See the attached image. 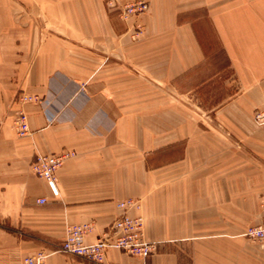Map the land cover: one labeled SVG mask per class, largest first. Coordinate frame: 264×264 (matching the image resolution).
Listing matches in <instances>:
<instances>
[{"label":"crops","instance_id":"obj_1","mask_svg":"<svg viewBox=\"0 0 264 264\" xmlns=\"http://www.w3.org/2000/svg\"><path fill=\"white\" fill-rule=\"evenodd\" d=\"M146 1L133 41L108 0H0V264L39 250L52 253L46 264H92L61 251L67 229L90 227L93 243L127 200L157 243L146 264H264V241L236 237L264 219V127L253 121L264 109V0ZM200 10L219 48L211 75ZM220 76L227 92L203 107L199 91ZM21 93L39 102L21 106ZM66 151L54 196L30 164Z\"/></svg>","mask_w":264,"mask_h":264},{"label":"built area","instance_id":"obj_2","mask_svg":"<svg viewBox=\"0 0 264 264\" xmlns=\"http://www.w3.org/2000/svg\"><path fill=\"white\" fill-rule=\"evenodd\" d=\"M147 9L148 4L146 1L137 0L122 7L121 16L125 18L138 16L146 12ZM33 102H39V98L25 93L17 96V103L21 106ZM253 121L259 127L264 126V109L254 113ZM14 128L19 136H23L28 132L27 115L22 109L17 112ZM73 155L74 153L70 151L57 155H36L30 164V169L34 175L43 179L50 192L57 196V171ZM38 203L43 204L45 200L40 199ZM135 204L133 200L119 202L117 207L122 210V214L93 243L85 241V236L90 227L86 225L70 226L60 245L61 251L66 254L81 256L92 262V264H104L106 251L114 249L128 256L139 258L142 260L141 264H146V260L156 252L157 243L145 239L143 221L140 217H132L126 213V210L134 207ZM246 234L257 239H263L264 223L249 228ZM51 254L45 250H39L35 254L27 256L23 260V264H46V259Z\"/></svg>","mask_w":264,"mask_h":264},{"label":"rangeland","instance_id":"obj_3","mask_svg":"<svg viewBox=\"0 0 264 264\" xmlns=\"http://www.w3.org/2000/svg\"><path fill=\"white\" fill-rule=\"evenodd\" d=\"M134 1H137V0H127V1L123 2L122 4H117L113 0H108V5L110 8L116 7L117 16L120 18V20H122L124 22H131L132 23L131 24V28H132L131 38L133 41H136V40H138V38L141 35V26L142 25L140 24V18L145 13H147V11L149 10V4L146 0H144L148 4V9L146 12H144L138 16L134 15V16H129L128 18L122 17L121 16L122 7H124L126 4H128L130 2H134ZM197 17H198L197 23H198L199 34L202 37L204 50H205L206 55H207L205 57V66H206L205 71H207V73L205 75H211V73L213 71V67L216 66V64H217L216 62H217L218 58H220V57H218L219 48L216 44V40H215V37L213 35V32L209 26L206 14L200 10L197 12ZM225 67H226V62H225ZM223 76H225V81H226V78L229 77V72L227 69L225 70V74ZM227 84L228 83H225V89L221 86V76L218 77V79H217V77H215L212 81H210V85H209V83H206L205 87L199 91V96L201 98V102L203 103V107H207V108L212 107L213 100H217L219 95L227 92V90H228ZM257 127H259V126H257ZM261 127H264V126H260V128ZM261 210L264 214V200L261 202ZM262 222L264 223V219ZM262 222H260L259 224H256V225L248 226L244 232H241L240 234H238L236 236V237H238L237 239H242L249 244L262 243L264 241V238L263 239H257V238H254V237L246 234V232L249 228L259 226V225H261Z\"/></svg>","mask_w":264,"mask_h":264}]
</instances>
